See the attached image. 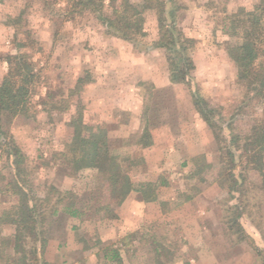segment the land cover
Segmentation results:
<instances>
[{
    "label": "rangeland",
    "instance_id": "obj_1",
    "mask_svg": "<svg viewBox=\"0 0 264 264\" xmlns=\"http://www.w3.org/2000/svg\"><path fill=\"white\" fill-rule=\"evenodd\" d=\"M177 1L176 24L194 41L195 68L188 83L170 82L164 51L150 45L157 37L152 10L144 14L146 37L134 43L108 32L90 12H69L63 0H0V81L8 71V56L18 51L19 37L26 40L27 32L35 40L30 108L4 120L0 132V212L16 202L17 184L37 197L50 186L73 190L83 208L76 217L62 211L47 214L43 258L49 264L264 262V190L249 183L258 184L259 176L251 172L247 190L234 198L218 185L214 178L222 153L192 104V92H197L233 132H247L262 117L263 105L237 80L228 54L236 38L227 31L231 14L252 10L259 0ZM17 16L18 21L8 23ZM79 110L83 124L106 131L134 183H155L156 200L130 191L110 206L113 216L94 212L101 201L96 188L88 199L94 170L71 173L61 156ZM145 129L151 137L148 146L143 145ZM221 134L229 139L226 128ZM11 140L23 154L20 173L6 151ZM204 161L212 165V175L201 180L192 173ZM235 210L240 231L233 226ZM13 232L11 224L0 226V264L14 255L7 244ZM112 250L118 251L117 259L103 256Z\"/></svg>",
    "mask_w": 264,
    "mask_h": 264
},
{
    "label": "trees",
    "instance_id": "obj_2",
    "mask_svg": "<svg viewBox=\"0 0 264 264\" xmlns=\"http://www.w3.org/2000/svg\"><path fill=\"white\" fill-rule=\"evenodd\" d=\"M63 1L69 12L73 14L90 12L99 19L108 32L134 43L146 37L145 12L154 11L157 37L150 45L164 51L170 82L188 83L191 80V71L195 68L191 57L194 41L185 36L176 24L175 16L180 9L177 0H138L137 3L131 0ZM19 17L9 18L11 20H8V23L15 19L18 21ZM227 31L230 36L236 38L228 47V54L236 66L237 80L263 105L262 117L252 123L247 132H233L229 123L224 127L221 124L218 116L221 112L208 104L197 92H192V104L212 130L222 153L214 179L234 198L236 194L240 195L247 190L248 175L251 172H256L259 179L258 184L253 181L249 183L264 190V0H259L252 10L231 14L228 17ZM25 35L26 40L19 37L16 42L17 53L8 56V71L0 81L1 133H4L2 130L4 120L26 114L31 105L30 92L35 74L30 51L35 45V40L27 35V32ZM81 81L82 78H79L78 82ZM75 87L78 88L79 84ZM49 97L47 94V98ZM71 125L73 127L71 139L66 144V151L61 152V156L70 164L71 173L83 169L94 170L89 174L94 185L89 187L91 194L88 199L94 198L92 190L95 191L96 188L101 201L95 197L98 203L95 213L102 212L105 217L113 216L114 210L110 206L120 204L130 191L139 192L146 201L156 200L155 183L148 180L138 183L132 181L129 173L123 170L119 156L113 153L104 129L92 130L83 124L80 110L71 119ZM225 128L229 130L228 140L221 139V133ZM143 133L145 139L143 145L148 146L151 144L150 134L146 129ZM9 143L7 146L10 147H7L6 151L9 157H12L15 170L20 173L23 154L13 140L10 145ZM211 168L210 163L205 161L199 163L192 176L204 180L208 174L212 175ZM15 187L16 202L0 212V226L3 224L14 226L12 238L7 241L14 254L10 261L8 260V264H49L43 258L46 241L42 230L43 223L47 214L55 215L58 211L72 217L82 215L83 208L78 207V202L75 201L78 194L73 190L60 191L50 186L45 196L37 197L33 194L29 196L18 184ZM57 205H61V210ZM234 214L233 226H237V230L240 231L242 228L238 222L239 214L236 210ZM3 252L1 242L0 257ZM112 253L107 252L103 256L111 260L117 259L118 251L112 250Z\"/></svg>",
    "mask_w": 264,
    "mask_h": 264
}]
</instances>
